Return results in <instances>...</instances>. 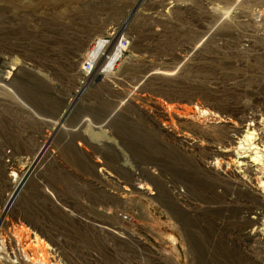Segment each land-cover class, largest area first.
Instances as JSON below:
<instances>
[{
	"label": "rangeland",
	"instance_id": "rangeland-1",
	"mask_svg": "<svg viewBox=\"0 0 264 264\" xmlns=\"http://www.w3.org/2000/svg\"><path fill=\"white\" fill-rule=\"evenodd\" d=\"M258 7L0 0V264H29L18 222L56 247L58 264H257L242 247L256 237L254 208L264 221V87L236 59V29ZM99 40V77H84ZM248 145L261 171L242 180L225 164Z\"/></svg>",
	"mask_w": 264,
	"mask_h": 264
},
{
	"label": "built area",
	"instance_id": "built-area-1",
	"mask_svg": "<svg viewBox=\"0 0 264 264\" xmlns=\"http://www.w3.org/2000/svg\"><path fill=\"white\" fill-rule=\"evenodd\" d=\"M255 10L253 15L251 14L249 20L252 24L247 23L246 26L240 21H237L238 28L237 36H238V43L236 46L237 50V58L245 65H248L252 68L257 69L261 75L257 77V81H254L258 86L264 87V8H260ZM256 17H255V16ZM240 23V24H239ZM239 34V35H238ZM248 36V38H247ZM250 46V47H249ZM237 63L238 60H235ZM91 69V64L89 60H87L83 64V70L89 71ZM264 113V107H263ZM15 199L14 192L9 195V199ZM6 208V207H5ZM250 217L254 221V223H258V225L253 229L256 231V237L254 242L257 243L259 246L256 248L254 242L248 243L244 245L242 249L244 251H250L251 253H258V263L257 264H264V221L260 220L262 216V212L259 211L258 208H254L251 211ZM119 217H123L122 214H119ZM260 225V227H259ZM14 234L18 235L20 233V229H24V238L28 241L30 245L29 249L23 252L24 260L29 264H58V254L56 252V247L53 244H50L44 236H40L36 234L32 226L26 223L18 222L15 225L12 224ZM19 231V232H18ZM246 237H250L246 234ZM251 238V237H250ZM14 239L20 244L18 237ZM257 249V250H256ZM158 264V263H157Z\"/></svg>",
	"mask_w": 264,
	"mask_h": 264
},
{
	"label": "bare ground",
	"instance_id": "bare-ground-1",
	"mask_svg": "<svg viewBox=\"0 0 264 264\" xmlns=\"http://www.w3.org/2000/svg\"><path fill=\"white\" fill-rule=\"evenodd\" d=\"M106 41L104 40H99L97 41L96 45H94L91 49H90V56H89V62L91 64V70L89 71H86V70H81V75L84 76V77H99V68L98 66L96 65V61L101 57V49L106 45ZM115 47H116V53L115 54H111V56H109L106 60V63L104 64V67L101 69L100 71V74H102L103 76L109 74L113 69L114 67L116 66L119 58H120V55L122 53V46L119 45V41L115 44ZM107 65V66H105ZM71 104V103H70ZM73 104H71L70 106H72ZM256 110V109H255ZM70 111V110H69ZM68 112L65 114V116H63V118L61 119L62 122H64L65 120V117L67 116ZM202 115L205 114V112H201ZM187 115V114H186ZM213 116H211V120H213L212 118ZM254 119V118H253ZM59 127H61L60 125H58V129ZM253 127V125H251V128ZM252 135V133H247V135L245 136V140L246 142L249 143V141L251 140L250 136ZM249 146V145H248ZM258 149L256 147H253L250 149V146L247 150H245L241 157H238L237 158V161L235 162H232L230 163H226L225 165H228L230 166V170L232 171H235V173L237 175H242V180H244V176L246 173H254L253 175H256L257 172L261 171V169H257L255 167H257V165L260 163V157L257 156L258 153L260 152H252V151H257ZM48 151V147L47 146H43L41 148L38 149V151L36 152L35 156L32 158L30 164H29V167L28 169H25L23 173L21 172H18L20 173V178L17 182V188L19 189L20 187H24L26 184H27V181L28 179L30 178V173L32 172V169L37 166L41 160L43 159V157L45 156V154L47 153ZM229 152L230 150H223V151H219L217 154L219 156H222V158H227V156H229ZM248 153V154H247ZM246 158H250L249 160H247ZM241 160V161H240ZM220 167H222V165H219V169ZM11 177V175H10ZM255 179V178H254ZM254 179H251V178H248V181H255ZM16 188V187H15ZM139 189H145L143 187L140 186ZM16 194V193H15ZM16 202V197L15 199H13V197L11 199L8 198V201L5 205L6 208H4L3 211L9 209L10 207L14 206V203ZM24 229H20V244L22 245L23 249L25 250H28L30 245L28 244V241L25 240H22L23 236H24ZM128 233V232H127ZM125 236V235H123ZM136 239H138L140 242L137 244H135V246H142L143 244H145L141 239H139L138 237H136V235H133ZM145 248V246H144ZM149 248V247H147ZM146 248V249H147ZM154 250V249H153ZM150 251V250H148ZM249 262V261H248ZM249 264H251L249 262Z\"/></svg>",
	"mask_w": 264,
	"mask_h": 264
}]
</instances>
